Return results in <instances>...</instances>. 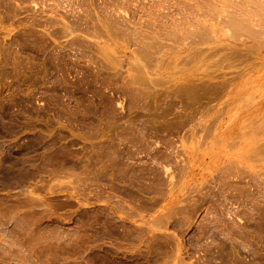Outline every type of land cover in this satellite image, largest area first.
Listing matches in <instances>:
<instances>
[{"label": "rangeland", "instance_id": "374dc122", "mask_svg": "<svg viewBox=\"0 0 264 264\" xmlns=\"http://www.w3.org/2000/svg\"><path fill=\"white\" fill-rule=\"evenodd\" d=\"M208 1L0 0V264H264V36Z\"/></svg>", "mask_w": 264, "mask_h": 264}, {"label": "bare ground", "instance_id": "6f19581e", "mask_svg": "<svg viewBox=\"0 0 264 264\" xmlns=\"http://www.w3.org/2000/svg\"><path fill=\"white\" fill-rule=\"evenodd\" d=\"M215 1V2H214ZM214 1H210V2H213V3H210L211 5H213V6H211V8L212 7H215L216 5L217 6H220L221 7V10H220V7L218 8L219 9V12H221V15L223 14V16L224 17H226V21H228L229 23H227V22H225V23H227L231 28H232V30H231V32H232V34H233V36H235L236 34H239L241 31H238V30H245L246 32H248L250 35H252V34H256V33H258V37L261 35L260 33H263L264 34V24H262V19L264 18L263 16H264V0H236L235 2H234V0H233V2H234V4H233V2H232V0L230 1L229 0V2L231 3L232 2V8L233 9H231V10H226V9H222L223 7H225L224 6V4L225 5H227L226 4V1L227 0H214ZM203 1L201 0V2H199L197 5H195V6H193L192 5V7H194V8H190L189 7V9H192L191 11H188L189 12V14L191 13V14H194L195 12V10H196V13H197V11H199V10H202L201 8H204L203 7V5H201V3H202ZM206 2H208L209 3V1L207 0V1H204L203 3H204V6L205 5H207V4H205ZM202 3V4H203ZM189 4V3H188ZM194 4H195V1H194ZM201 5V7H200V5ZM257 4L258 5H260V7L261 8H258L257 7ZM54 5V4H53ZM191 5V4H190ZM199 5V6H198ZM187 6V5H186ZM228 6V5H227ZM227 6H226V8H227ZM166 7V6H165ZM188 7V6H187ZM208 7V8H207ZM210 5H208V6H205V9L207 8V11L206 12H208L209 10H210ZM217 8V7H216ZM215 8V9H216ZM263 10V12H259V10ZM185 9V8H184ZM189 9H187V10H189ZM217 9V10H218ZM174 10V9H173ZM211 10H214V8H212ZM226 11V13H225V11ZM258 10V11H257ZM16 11V10H15ZM76 11V10H75ZM151 11V10H150ZM167 11V10H166ZM216 11V10H215ZM223 11H224V13H223ZM182 12H185V10L184 11H182ZM181 12V13H182ZM188 12H185V13H188ZM202 13L201 14H208L209 12H211V11H209L208 13H203L204 12V10L203 11H201ZM217 12V11H216ZM215 12V13H216ZM259 12V13H258ZM56 13V12H55ZM58 13V12H57ZM56 13V14H57ZM81 13V12H80ZM113 13V12H112ZM169 13V12H168ZM175 13V12H174ZM177 13V12H176ZM211 13H213V12H211ZM260 14V15H257V14ZM153 14V13H152ZM191 14L188 16L187 14H185V16H187V17H179L180 19H187L188 18V20H181V21H183L184 23H187V22H189L191 19L189 18V17H191ZM198 14V13H197ZM196 14V16L198 17V15ZM200 14V15H201ZM210 14V13H209ZM207 15L206 17H208V19H209V16L210 15ZM216 14H218V13H216ZM256 14V15H255ZM262 14H263V16H262ZM169 15V14H168ZM182 15H184L183 13H182ZM56 16V15H55ZM194 15H192V17H193ZM196 16H195V18H196ZM205 16V15H204ZM211 16H215L216 17V15H212L211 14ZM220 16V15H219ZM255 16H257V17H259V16H261L262 17V19H261V17H259L260 18V21L259 20H257L256 18H255ZM213 17H210V18H213ZM53 18V17H52ZM177 18V17H176ZM223 18V17H222ZM161 19V18H160ZM174 20H175V18H173ZM180 19H177V20H175V21H177L178 23H177V25H173V28H174V26H176L175 28H178L179 26H178V24L181 22L180 21ZM193 19H194V17H193ZM206 20H207V18H205ZM214 19V18H213ZM216 19V18H215ZM223 19H225V18H223ZM51 20V19H50ZM127 20V19H126ZM173 20V21H174ZM197 20V19H196ZM200 20V19H199ZM216 20H218V19H216ZM215 20V21H216ZM81 21V20H80ZM133 21V20H132ZM155 21V20H154ZM159 21V20H158ZM171 21V20H170ZM180 21V22H179ZM198 21V20H197ZM196 21V22H197ZM202 21H205V20H202ZM220 21V20H219ZM219 21H218V23H219ZM223 21H225V20H223ZM222 21V22H223ZM52 22V21H51ZM138 22V21H137ZM153 22V21H152ZM169 22V21H168ZM191 23H192V21H190ZM201 22V21H200ZM209 22V21H208ZM53 23V22H52ZM135 23V22H134ZM149 23V22H148ZM156 23V22H155ZM171 23V22H170ZM172 23H174V24H176L175 22H172ZM224 23V24H225ZM151 24H153V23H151ZM193 24H195V23H192L191 25H193ZM198 24H200V23H198ZM204 24V22L202 23V25ZM77 25V24H76ZM80 24H78V26H79ZM149 25H150V23H149ZM168 25H170V24H168ZM68 26V25H67ZM138 26V25H137ZM189 27H190V25H188ZM194 26V25H193ZM151 27H152V25H151ZM170 27H172V26H170ZM184 27V26H183ZM198 27V26H197ZM258 27V28H257ZM120 28V27H119ZM125 28V27H124ZM130 28V27H129ZM135 28V27H134ZM174 28V29H175ZM180 28H181V26H180ZM180 28H178L179 30H180ZM201 28H203L202 30L200 29L199 31H201V33H200V37L199 38H196L195 40L193 39V38H191V39H193V41L192 40H190V41H192L191 43L193 44V42L195 41V42H199V41H203L204 40V38H205V36H207V35H205V32H207L208 30H210L209 31V34H210V32H214L215 31V28H213V25H211V26H209L208 24L207 25H203V27H201ZM170 29V28H169ZM177 29V30H178ZM185 29V28H184ZM172 31H173V29H171ZM176 30V29H175ZM174 30V31H175ZM188 30V29H187ZM192 30V29H191ZM193 30H195L194 28H193ZM238 32V33H236L235 34V32ZM159 31V30H158ZM162 31V30H161ZM171 31V32H172ZM174 31H173V33H174ZM181 31V30H180ZM120 32H121V30H120ZM190 32V31H189ZM192 33H191V35L195 32L196 33V30L193 32V31H191ZM242 32H244V31H242ZM241 32V33H242ZM138 33V32H137ZM147 33V32H146ZM163 33V32H162ZM175 33H178V32H175ZM175 33H174V35H175ZM197 33H198V30H197ZM56 34V33H55ZM134 34V33H133ZM138 34H142V33H138ZM166 34V33H165ZM168 34V33H167ZM190 34V33H189ZM208 34V33H207ZM248 34V35H249ZM262 34V36H264ZM143 35V34H142ZM147 35V34H146ZM160 35V34H159ZM169 35H173V34H169ZM196 35V34H195ZM198 35V34H197ZM151 36V35H150ZM199 36V35H198ZM208 36H210V35H208ZM79 37V36H78ZM140 37V36H139ZM165 37V36H164ZM237 37V36H236ZM250 37V36H249ZM256 38H258L257 36H255ZM80 38V37H79ZM161 38V37H160ZM176 38H178V37H176ZM255 38V39H256ZM78 39V38H77ZM143 39V38H142ZM152 39V38H151ZM169 39V38H168ZM173 39H174V36H173ZM261 39V38H260ZM81 40V39H80ZM141 40V39H140ZM144 40V39H143ZM150 40V39H149ZM155 40V39H154ZM182 40V39H181ZM197 40V41H196ZM145 41H147V40H145ZM142 42V41H141ZM79 43H80V41H79ZM84 43V42H83ZM148 43V42H147ZM158 43H159V41H158ZM243 43H245V41H243L242 42V45H243ZM77 44V43H76ZM140 44V43H139ZM152 44H154V43H152ZM181 44V43H180ZM79 45V44H78ZM159 45V44H158ZM139 46V45H138ZM161 46V45H160ZM173 46V45H172ZM192 46H195L196 47V44L195 45H192ZM248 46V45H247ZM64 47V46H63ZM149 47V46H148ZM154 47V46H153ZM152 47V45H151V48L150 49H152L153 48ZM198 47V46H197ZM158 48V47H157ZM247 47H246V45L244 44L242 47H238V48H235V49H233V53H242V52H245V49H246ZM174 49V48H173ZM162 50V49H161ZM246 50H248V49H246ZM252 49H249L248 51H251ZM199 52V51H198ZM201 52H203V51H201ZM145 53V52H144ZM156 53V52H155ZM165 54V53H164ZM142 55V57H143V53L141 54ZM140 55V56H141ZM149 55H150V53H149ZM156 55V54H155ZM146 56V58H149V57H147L148 56V54L147 55H145ZM145 56H144V58H145ZM158 56V55H157ZM157 56H156V58H157ZM164 56V55H163ZM144 58H143V60H144ZM151 58V57H150ZM114 60H115V58H114ZM151 60H152V58H151ZM148 61H150L149 59L147 60L146 59V63L148 62ZM144 62V63H145ZM152 62V61H151ZM110 64V63H109ZM114 64V63H113ZM149 64V63H148ZM152 64V63H151ZM108 65V64H107ZM119 65V64H118ZM155 65V64H154ZM156 66V65H155ZM114 67V66H113ZM144 67V66H143ZM132 68H134V67H132ZM141 68H142V66H141ZM117 69V68H116ZM140 69V68H139ZM138 69V70H139ZM145 69H146V67H145ZM109 70V69H108ZM140 71H143V70H140ZM146 71V70H145ZM158 71V70H157ZM140 74V73H139ZM131 75V74H130ZM135 75V74H134ZM133 75V76H134ZM137 76H139L138 74H137ZM136 76V77H137ZM147 76V75H146ZM221 77V76H220ZM131 78H132V76H131ZM220 79V78H219ZM233 79H235V77H232V78H230V79H221V80H217V81H214V82H211V83H207V82H203V83H191L189 86H184V88H182V90L180 91L179 89L178 90H176V91H172L171 92V95L173 94V97L172 96H170V97H172V99H170V103H169V107H168V105L166 106L165 105V107H167V108H169V110L170 111H172V109H175L176 108V106H177V98L176 99H173V98H175L174 97V95L175 96H178V97H180V99L182 100H186L187 102H186V106H184V107H190L191 108V110L189 109V110H184V112H183V110L181 111V110H179V113L177 114V118H182V117H184V121L183 120H178L177 122H174L175 124L173 125V123H172V121H171V123H172V126L174 127V126H180L181 127V125H184V122H185V120L186 121H188V120H191V119H193V117L198 113H200L199 111H201L200 109L198 110V108H197V110L198 111H194L193 109H192V107H194L193 106V104H196V103H198V100H199V98L201 99L202 98V96L204 97V98H206V97H209V96H211V97H213V96H217V95H219L222 91H224L223 90V86H224V84L225 83H228L229 81L231 82ZM150 81V80H149ZM152 81V80H151ZM154 81V80H153ZM152 81V82H153ZM191 81V80H190ZM228 81V82H227ZM141 82V81H140ZM146 82V81H145ZM144 82V80H143V83H145ZM132 83V82H131ZM154 83V82H153ZM204 83H206V84H204ZM129 85V84H128ZM154 85V84H153ZM126 87H127V84L125 85ZM229 86V85H228ZM226 87V86H225ZM128 88V87H127ZM131 89H133V87L131 88ZM181 89V88H180ZM127 90V89H126ZM130 90V89H129ZM134 90H135V88H134ZM136 91V90H135ZM138 91V90H137ZM168 91V90H167ZM167 91H165V95H166V93H167ZM159 92V91H158ZM164 92V91H163ZM134 93V92H133ZM140 93H141V91H140ZM148 93H150V92H148ZM147 93V94H148ZM154 93V92H153ZM162 93V92H161ZM161 93H160V95H161ZM136 94V93H135ZM138 94V93H137ZM143 95V94H142ZM168 96V95H167ZM168 96V97H169ZM206 96V97H205ZM139 97V96H138ZM144 98H145V96H143ZM154 97H155V94H154ZM153 97V98H154ZM156 97H157V95H156ZM167 97V98H168ZM152 98V99H153ZM158 98V97H157ZM162 98V97H161ZM164 98V97H163ZM210 98V97H209ZM208 98V99H209ZM136 99H137V96H136ZM159 99V98H158ZM158 99H156V100H158ZM165 99H166V97H165ZM164 99V100H165ZM179 99V98H178ZM179 99V100H180ZM207 99V98H206ZM167 100V99H166ZM165 100V101H166ZM184 100V101H185ZM141 101V100H140ZM169 101V100H168ZM168 101H166L167 103L166 104H168ZM149 102V101H148ZM154 102H156V101H154ZM133 103V102H132ZM184 103V102H183ZM205 104H206V102H203V103H201V104H198V105H200L203 109L206 107L205 106ZM141 105V104H140ZM147 105V104H146ZM184 105V104H183ZM136 106V105H135ZM153 106L155 107V104H153ZM161 106V105H160ZM133 107V106H132ZM138 107H140V106H138ZM138 107H137V109H138ZM164 107V108H165ZM200 107V108H201ZM153 108V107H152ZM158 108V107H157ZM161 108H162V106H161ZM182 108V107H181ZM135 109H136V107H135ZM147 109V108H146ZM154 109V108H153ZM152 109V110H153ZM163 109V108H162ZM161 109V110H162ZM151 110V109H150ZM158 110H159V108H158ZM169 110H167V111H164V112H169ZM163 111V110H162ZM139 112V111H138ZM161 112V111H160ZM164 112H161L162 113V115L164 114ZM175 112H176V110H175ZM196 112V113H195ZM145 113V112H144ZM149 113V112H148ZM150 113H152V112H150ZM171 113V112H170ZM116 114V113H115ZM158 114V113H157ZM200 114H202V112L200 113ZM135 115V114H134ZM139 115V114H138ZM151 115V114H150ZM166 115V114H165ZM167 115H168V113H167ZM166 115V116H167ZM176 115V114H175ZM141 116V115H140ZM135 118V117H134ZM157 118H158V115H157ZM174 118V117H173ZM136 119V118H135ZM148 119V118H147ZM165 119V118H164ZM115 120V119H114ZM142 120V119H141ZM174 120V119H173ZM145 121H147V120H145ZM159 121V120H158ZM157 121V122H158ZM164 121V120H163ZM116 122V121H115ZM162 122V121H161ZM189 122V121H188ZM155 123V122H154ZM159 123V122H158ZM176 123L178 124V125H176ZM192 123V122H191ZM123 124V123H122ZM135 124V123H134ZM151 124H153V122L151 123ZM264 124V123H263ZM125 125V124H124ZM185 125H187V124H185ZM126 126V125H125ZM130 126V125H129ZM153 126V125H152ZM171 126V127H172ZM132 127H134V126H132ZM165 128V127H164ZM170 128V127H169ZM178 129L179 127H174V129ZM119 130V129H118ZM168 130V129H167ZM132 132V131H131ZM123 133V132H122ZM264 133V132H263ZM145 134V133H144ZM131 135V134H130ZM134 135V134H133ZM115 137V136H114ZM113 137V138H114ZM123 137H125V136H123ZM140 138V137H139ZM115 139H116V137H115ZM135 139V138H134ZM105 141V140H104ZM174 141V140H173ZM106 142V141H105ZM171 142V141H170ZM113 143V142H112ZM173 143V142H172ZM91 144V143H90ZM90 144H89V146H90ZM101 144V143H100ZM107 144H109V143H107ZM119 144V143H118ZM142 144V143H141ZM140 144V145H141ZM117 145V144H116ZM262 145V144H261ZM93 146V145H92ZM118 146V145H117ZM144 146V145H143ZM147 146V145H146ZM116 147V146H115ZM119 147V146H118ZM260 147V146H259ZM92 148H94V147H92ZM263 148V147H262ZM101 149V148H100ZM106 149V148H105ZM264 149V148H263ZM119 150V149H118ZM108 152V151H107ZM117 152V151H116ZM120 152V151H119ZM125 151H123V153H124ZM103 153V152H102ZM118 153V152H117ZM126 153V152H125ZM99 154V153H98ZM97 154V155H98ZM115 155V154H114ZM124 155V154H123ZM127 156V155H126ZM92 157V156H91ZM101 158V157H100ZM113 158V157H112ZM111 158V159H112ZM95 159V158H94ZM165 159H166V157H165ZM117 160V159H116ZM119 160V159H118ZM121 160V159H120ZM93 162V161H92ZM170 162V161H169ZM109 163V162H108ZM115 164V163H114ZM102 166V165H101ZM166 166V165H165ZM117 167V166H116ZM168 167H170V166H168ZM168 167H167V169H165V170H168ZM175 167H177V166H175ZM87 168H88V166H87ZM87 170V169H86ZM104 170V169H103ZM116 170H117V168H116ZM115 172V171H114ZM167 172V171H166ZM168 173V172H167ZM172 173V172H171ZM112 175H114L113 173H112ZM174 175H175V173H174ZM169 176H170V174H169ZM155 183V182H154Z\"/></svg>", "mask_w": 264, "mask_h": 264}]
</instances>
